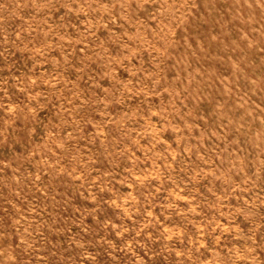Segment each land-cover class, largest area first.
I'll use <instances>...</instances> for the list:
<instances>
[{"label": "rangeland", "instance_id": "obj_1", "mask_svg": "<svg viewBox=\"0 0 264 264\" xmlns=\"http://www.w3.org/2000/svg\"><path fill=\"white\" fill-rule=\"evenodd\" d=\"M0 264H264V0H0Z\"/></svg>", "mask_w": 264, "mask_h": 264}]
</instances>
